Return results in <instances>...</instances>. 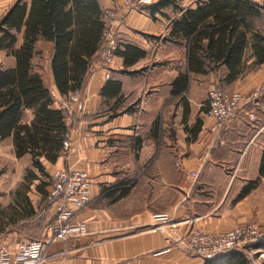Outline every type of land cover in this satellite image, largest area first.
<instances>
[{
  "label": "crops",
  "instance_id": "obj_1",
  "mask_svg": "<svg viewBox=\"0 0 264 264\" xmlns=\"http://www.w3.org/2000/svg\"><path fill=\"white\" fill-rule=\"evenodd\" d=\"M7 1L0 0V18L17 0ZM104 1L115 7L120 0ZM202 1L178 0L179 8L165 7L154 17L118 6L112 29L119 48L131 46L138 55L125 63L116 54L113 79H107L102 47L76 104L59 93L49 73L54 106L67 110L70 146L55 162H42L48 174L86 171L93 199L74 216L88 232L51 244L48 264H204L205 258L185 248L191 230L219 234L254 220L264 235V106L241 102L220 134L205 117L212 85L246 96L264 83V59L254 45L264 24L171 33L175 19ZM238 33L245 34L243 47L228 55ZM17 36L22 43L23 32ZM38 43L53 48L52 41ZM0 52L9 63L0 65L14 67L15 57ZM29 169L39 178L27 179ZM40 177L32 154L18 157L14 139L0 136V252L12 260L23 242L43 235L57 213ZM161 214L177 226L151 230Z\"/></svg>",
  "mask_w": 264,
  "mask_h": 264
},
{
  "label": "trees",
  "instance_id": "obj_2",
  "mask_svg": "<svg viewBox=\"0 0 264 264\" xmlns=\"http://www.w3.org/2000/svg\"><path fill=\"white\" fill-rule=\"evenodd\" d=\"M178 0H159L141 10L151 16L165 7L179 8ZM264 5L251 0H203L197 9L189 8L174 21L171 33L259 27ZM101 0H17L0 18V51L15 57L14 67L0 65V136L12 137L18 157L31 153L33 167L49 177L42 158L55 162L68 139L67 110L54 106V95L43 76L35 70L33 58L40 41H52L49 66L60 94L69 96L85 85L93 57L103 47L104 32L111 26ZM23 32L19 43L18 33ZM224 34V33H223ZM222 34V38L225 35ZM234 36L230 34L229 39ZM228 55L243 47L244 33H238ZM255 51L264 59V34H255ZM131 46L116 54L135 60ZM131 50V51H130ZM260 175L264 176V153ZM27 179L39 176L29 169ZM42 191L48 185L40 180ZM258 180L243 190L246 194ZM264 247V242L259 243ZM204 264H252L243 248L205 259Z\"/></svg>",
  "mask_w": 264,
  "mask_h": 264
},
{
  "label": "built area",
  "instance_id": "obj_3",
  "mask_svg": "<svg viewBox=\"0 0 264 264\" xmlns=\"http://www.w3.org/2000/svg\"><path fill=\"white\" fill-rule=\"evenodd\" d=\"M152 0H124L123 6L128 9H141L150 4ZM107 19L115 17L112 11L105 10ZM104 57L101 67L105 69V78L113 79L112 61L120 46V40L113 35L111 26L104 32ZM209 108L205 117L213 120L211 130L220 134L225 125L233 119L241 106L253 104L264 106V83L252 88L246 96L232 93L221 85H213L209 89ZM80 90L70 93L68 101L76 104L80 100ZM70 146V140L64 141V148ZM195 173H192L194 176ZM49 201L56 204L57 213L55 217L47 223L44 233L37 239L23 242L15 253L13 260L6 250L0 252V264H48V249L51 244L66 240L71 237H78L88 232L87 224L82 220H75V215L87 207L92 199L91 180L86 171L81 169L57 170L52 173V185L47 193ZM157 223L151 230L161 229L165 231L166 225L172 228L177 223L172 221L168 214L156 216ZM185 242V248L194 255L202 256L205 259L225 253L226 251L243 248L245 244L254 240H264L259 223L256 221L241 223L238 226L224 231V233L214 234L195 229L191 230Z\"/></svg>",
  "mask_w": 264,
  "mask_h": 264
},
{
  "label": "rangeland",
  "instance_id": "obj_4",
  "mask_svg": "<svg viewBox=\"0 0 264 264\" xmlns=\"http://www.w3.org/2000/svg\"><path fill=\"white\" fill-rule=\"evenodd\" d=\"M8 1L14 2L15 0H8ZM123 1L124 0H120L118 6L125 8L122 5ZM101 2L103 4V6L105 7V10H110L115 15L114 18L110 19L113 22V23H111V28H112V25L115 23V21L117 19V11L119 8H118V6H115V7L105 6L106 1H104V0H101ZM257 3L260 5H264V0H258ZM125 9H128V8H125ZM141 9H139V10H141ZM263 16H264V14H263ZM260 24L261 25L264 24V18L262 20H259V25ZM112 31H113V35H116V37L119 36L113 29H112ZM135 32H137V31H135ZM140 35H144V33H140ZM36 52L37 53L35 54V57L33 58V66H35V69L37 70V72H39L43 76L44 80H46V82L49 84V80H48L49 77L48 76H49V73L51 72V68L49 66L51 51H49L47 44L38 43L36 45ZM3 61L5 63L4 65H9V63L7 61V57L4 54V52H2V53L0 52V63H3ZM214 85H217V84H214ZM39 174L41 175L40 180H43V181L48 183V185L46 187H48V191H49L51 188V185H52V174H49V177L42 175L40 171H39ZM261 242H264V240H254L252 242L245 244V246H244V250L247 253V255L249 256L251 262H253V264H264V247L259 246V243H261Z\"/></svg>",
  "mask_w": 264,
  "mask_h": 264
}]
</instances>
